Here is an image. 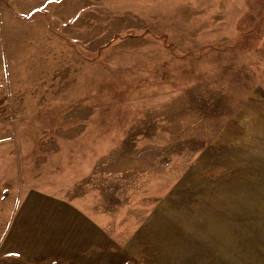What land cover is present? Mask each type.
Masks as SVG:
<instances>
[{
	"label": "rangeland",
	"instance_id": "obj_1",
	"mask_svg": "<svg viewBox=\"0 0 264 264\" xmlns=\"http://www.w3.org/2000/svg\"><path fill=\"white\" fill-rule=\"evenodd\" d=\"M253 102L264 0H0V264H264Z\"/></svg>",
	"mask_w": 264,
	"mask_h": 264
},
{
	"label": "crops",
	"instance_id": "obj_2",
	"mask_svg": "<svg viewBox=\"0 0 264 264\" xmlns=\"http://www.w3.org/2000/svg\"><path fill=\"white\" fill-rule=\"evenodd\" d=\"M254 99H255V98H254ZM250 104H252V106H251L252 108L256 105L255 108H256L257 110H251L252 112H251V111H246V112H245V111H244L245 108H243V109H242V112H240V115H246V116H248V115H253V114H256V115H257V113H258V114L261 115L260 118L264 119V103H262V102L260 103V105L262 106L261 111L259 110V108H260L261 106H260L257 102H253V103H250ZM238 113H239V112H238ZM252 120H253V118H252ZM240 123H241V125H240V126H241V130L243 129V125L245 126L244 128H247V127H246V123H247V122L244 123L243 118L240 120ZM243 123H244V124H243ZM258 130H260L261 132L264 131V126H262L261 128L259 127ZM43 225H45V223H43Z\"/></svg>",
	"mask_w": 264,
	"mask_h": 264
},
{
	"label": "trees",
	"instance_id": "obj_3",
	"mask_svg": "<svg viewBox=\"0 0 264 264\" xmlns=\"http://www.w3.org/2000/svg\"><path fill=\"white\" fill-rule=\"evenodd\" d=\"M261 39H262V38H261ZM182 55H183V54H182ZM184 55H186V56H188V55H189V56H190V55H192V53H187V54H184Z\"/></svg>",
	"mask_w": 264,
	"mask_h": 264
}]
</instances>
